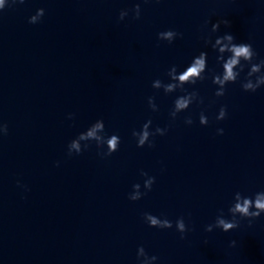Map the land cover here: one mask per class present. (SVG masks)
I'll list each match as a JSON object with an SVG mask.
<instances>
[{
	"label": "clouds",
	"instance_id": "9594fccd",
	"mask_svg": "<svg viewBox=\"0 0 264 264\" xmlns=\"http://www.w3.org/2000/svg\"><path fill=\"white\" fill-rule=\"evenodd\" d=\"M144 3H148L149 0H143ZM159 3L160 0H155ZM23 4L25 0H0V12H2L6 6L15 4ZM131 12L134 20H139L141 17L140 3H135L131 9H123L119 13V20H124L125 17ZM45 14L44 8H38L34 15L28 18V23L37 24L41 21ZM209 20H205L204 26L207 27ZM221 25L226 28L230 27L231 22L228 19L221 18L215 23H211V28L206 35H202L201 39L204 41L205 46L210 45L216 52V62L222 68L221 72L209 71L207 67L208 53L206 51H200L198 55L194 56L191 62L182 70L178 71L176 65H172L167 70L168 82H164L161 79H156L152 82V88L156 90H163L165 95L172 94L177 90L183 92V95H179L173 101L172 109L169 116L171 121H175L178 115L190 108L194 103L203 104L204 99L199 95L196 90L188 91L185 85H195L197 81H204L211 78L213 85H216V91L214 95L216 97H223L225 95L227 86L229 84L236 83L241 73L247 68V74L243 81H241V88L245 92H256L257 89L264 87V59L257 61V53L254 50L251 43L236 42V38L230 32H225L221 36H217L213 42L212 35L219 32ZM183 34L172 29L161 31L157 34L158 41H166L169 45L177 38H182ZM206 71L209 75H205ZM148 107L152 112L159 111L158 105L155 102L154 96L147 98ZM227 107L221 106L216 120L221 121L227 118ZM74 114H69L68 118L72 119ZM184 123L191 125L193 120L191 117H187ZM199 123L202 126L209 124L208 117L202 111L199 115ZM152 120H147L140 130H133L131 135L136 141L138 148H143L147 145L148 148H154V137L164 136L168 132V128H161L157 126L154 130L151 128ZM224 129L218 128L217 134L223 135ZM8 134V126L6 123L0 122V136ZM95 142L98 149L106 148V151H100L98 154L102 157L111 156L113 153L119 150L121 139L118 135H108L105 130V124L103 119H97L92 123L85 131L79 133L74 139H72L67 145V155L73 154L79 155L85 149L90 146V142ZM140 176L143 180V191H141V184L135 183L132 185V191L128 194L130 201H138L147 195L152 190V186L156 181L154 176H150L147 172L141 170ZM19 183V182H18ZM229 218H226L224 211L221 209L217 214L214 223L208 224L205 227L206 232H212L213 229H220L223 232H229L240 227L241 220H247L249 226L257 218L264 215V190L255 192L252 195H245L242 192L237 191L233 196V202L228 208ZM144 222L150 228L157 229H171L173 228V221L167 217L161 218L153 215L149 212L142 214ZM175 229L179 232L180 238L184 239V234L189 231L188 226L185 223L183 217H179L175 221ZM207 243V241H205ZM231 246H235V241H232ZM158 259L157 256H149L144 247L140 246L137 249V261L138 264H155Z\"/></svg>",
	"mask_w": 264,
	"mask_h": 264
}]
</instances>
